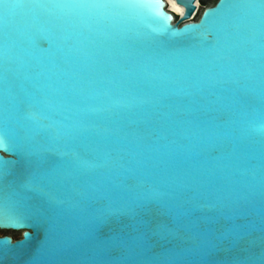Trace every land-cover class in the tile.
<instances>
[{
	"label": "water",
	"instance_id": "obj_1",
	"mask_svg": "<svg viewBox=\"0 0 264 264\" xmlns=\"http://www.w3.org/2000/svg\"><path fill=\"white\" fill-rule=\"evenodd\" d=\"M175 2L0 0V264L258 262L264 9Z\"/></svg>",
	"mask_w": 264,
	"mask_h": 264
},
{
	"label": "snow or ice",
	"instance_id": "obj_2",
	"mask_svg": "<svg viewBox=\"0 0 264 264\" xmlns=\"http://www.w3.org/2000/svg\"><path fill=\"white\" fill-rule=\"evenodd\" d=\"M146 3L148 4V6L153 7L154 9H160L163 6V0H146ZM169 3L172 4V8L173 11L176 12L177 14H179L180 16L184 15V9L180 8L176 3L175 0H169ZM197 7L199 6V3H197L196 5ZM235 5H230L229 3L225 2L222 6L221 9H218L214 12L211 13H206V15L208 16H212V15H220L225 9H228L230 7H234ZM255 6V5H253ZM259 6L261 7V9H264V0H260V4ZM5 7H8V5H5ZM163 19L165 21L169 20L170 18L167 16H163ZM5 144V140L4 139H0V145ZM144 216L146 219V223H148L149 225H151L152 223H163V221L160 219V213H159V209L156 208H152V207H146L144 209ZM112 222H110L111 224ZM121 223H123V220L121 221ZM17 226H24L20 221H17ZM124 227H129L130 224H124ZM260 248H261V253H260V259L257 261H253L252 264H264V236L261 237V244H260ZM219 252H221L222 254H228L231 255L232 254V250L231 249H226V248H220L218 249ZM6 258V256H5ZM204 264H236V262H229V261H206L204 262Z\"/></svg>",
	"mask_w": 264,
	"mask_h": 264
},
{
	"label": "rangeland",
	"instance_id": "obj_3",
	"mask_svg": "<svg viewBox=\"0 0 264 264\" xmlns=\"http://www.w3.org/2000/svg\"><path fill=\"white\" fill-rule=\"evenodd\" d=\"M218 1L219 0H201L200 1L201 11H200L199 16L195 20V22L198 21L201 18V16L203 15V13H204V11L206 9L211 8V7H214L218 3ZM180 19L177 18V22H179ZM0 236H10V237L15 238L16 240H19V239L22 238V233H17V232H2V231H0Z\"/></svg>",
	"mask_w": 264,
	"mask_h": 264
},
{
	"label": "bare ground",
	"instance_id": "obj_4",
	"mask_svg": "<svg viewBox=\"0 0 264 264\" xmlns=\"http://www.w3.org/2000/svg\"><path fill=\"white\" fill-rule=\"evenodd\" d=\"M166 2H167V4H168V6H167V9H168V11L170 12V13H172L174 16H175V19H180V18H182L184 15H185V11H184V15L183 16H180L179 14H177L176 12H174L173 11V8H172V4L171 3H169V0H166ZM176 3V2H175ZM199 3V6L197 7V12H196V14H195V16L193 17V21H195L196 19H197V17L199 16V14H200V11H201V4H200V2H198ZM177 4V3H176ZM179 6V5H178ZM180 8H183V7H181V6H179ZM184 9V8H183ZM185 10V9H184Z\"/></svg>",
	"mask_w": 264,
	"mask_h": 264
},
{
	"label": "built area",
	"instance_id": "obj_5",
	"mask_svg": "<svg viewBox=\"0 0 264 264\" xmlns=\"http://www.w3.org/2000/svg\"><path fill=\"white\" fill-rule=\"evenodd\" d=\"M200 1H201V0H197L196 5H197V3L200 2ZM192 21H193V20H192ZM175 23H177V19H175L174 24H175Z\"/></svg>",
	"mask_w": 264,
	"mask_h": 264
},
{
	"label": "flooded vegetation",
	"instance_id": "obj_6",
	"mask_svg": "<svg viewBox=\"0 0 264 264\" xmlns=\"http://www.w3.org/2000/svg\"><path fill=\"white\" fill-rule=\"evenodd\" d=\"M0 237H6V236H0ZM9 237H10V236H9ZM11 238H13V237H11ZM13 240H14V241H16V239H15V238H13Z\"/></svg>",
	"mask_w": 264,
	"mask_h": 264
},
{
	"label": "trees",
	"instance_id": "obj_7",
	"mask_svg": "<svg viewBox=\"0 0 264 264\" xmlns=\"http://www.w3.org/2000/svg\"><path fill=\"white\" fill-rule=\"evenodd\" d=\"M205 5V4H204Z\"/></svg>",
	"mask_w": 264,
	"mask_h": 264
}]
</instances>
